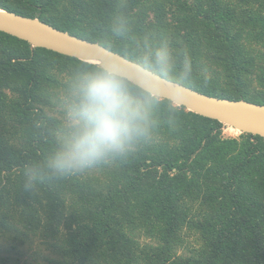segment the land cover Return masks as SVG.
<instances>
[{
    "label": "trees",
    "instance_id": "16d2710c",
    "mask_svg": "<svg viewBox=\"0 0 264 264\" xmlns=\"http://www.w3.org/2000/svg\"><path fill=\"white\" fill-rule=\"evenodd\" d=\"M118 4L127 37L108 29ZM130 60L140 38L188 50L191 87L264 105V0H0ZM88 63L0 32V238L55 240V264H264V138L158 110L129 159L25 191L22 171L54 151L70 77ZM209 76V79L206 77ZM5 264L8 263L6 260Z\"/></svg>",
    "mask_w": 264,
    "mask_h": 264
},
{
    "label": "clouds",
    "instance_id": "9594fccd",
    "mask_svg": "<svg viewBox=\"0 0 264 264\" xmlns=\"http://www.w3.org/2000/svg\"><path fill=\"white\" fill-rule=\"evenodd\" d=\"M108 29L116 38L129 35L122 4ZM139 49L134 60L111 52L94 55L98 63L70 77L60 98L63 120L56 146L40 166L23 169L25 191L117 165L154 140L159 109L183 113L193 91L190 52L166 39L154 41L151 34L140 38Z\"/></svg>",
    "mask_w": 264,
    "mask_h": 264
},
{
    "label": "water",
    "instance_id": "95a60500",
    "mask_svg": "<svg viewBox=\"0 0 264 264\" xmlns=\"http://www.w3.org/2000/svg\"><path fill=\"white\" fill-rule=\"evenodd\" d=\"M0 32L28 42L32 48L46 49L88 64L98 63L92 58L94 55H104L107 52L120 55L99 43L58 30L38 18L3 9H0ZM184 109L215 120L224 128H232L240 134L264 138V105L245 100L220 99L193 90Z\"/></svg>",
    "mask_w": 264,
    "mask_h": 264
},
{
    "label": "rangeland",
    "instance_id": "374dc122",
    "mask_svg": "<svg viewBox=\"0 0 264 264\" xmlns=\"http://www.w3.org/2000/svg\"><path fill=\"white\" fill-rule=\"evenodd\" d=\"M59 120H63V113H51ZM228 128V127H227ZM224 128L225 137H238L240 134L232 128ZM234 130V131H233ZM55 240L45 241L38 236L28 235L27 242L19 243L11 238H0V264H55L59 255Z\"/></svg>",
    "mask_w": 264,
    "mask_h": 264
},
{
    "label": "bare ground",
    "instance_id": "6f19581e",
    "mask_svg": "<svg viewBox=\"0 0 264 264\" xmlns=\"http://www.w3.org/2000/svg\"><path fill=\"white\" fill-rule=\"evenodd\" d=\"M234 131V130H233ZM236 131V130H235ZM238 132V131H237ZM239 133V132H238Z\"/></svg>",
    "mask_w": 264,
    "mask_h": 264
}]
</instances>
